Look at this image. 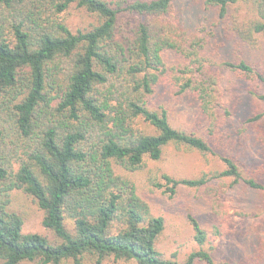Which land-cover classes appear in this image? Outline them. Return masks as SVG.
<instances>
[{
    "label": "trees",
    "instance_id": "trees-1",
    "mask_svg": "<svg viewBox=\"0 0 264 264\" xmlns=\"http://www.w3.org/2000/svg\"><path fill=\"white\" fill-rule=\"evenodd\" d=\"M178 2L214 11L222 29L212 36L236 47L235 59L219 66L264 84V71L247 55L262 50L264 0H0V264H174L158 247L165 220L153 215L131 176L170 147L224 164L195 178L163 173L164 185L151 179L170 197L217 179L264 191V156L243 165L171 122L169 92L197 103L210 135L221 107L207 37L160 20ZM73 8L93 21L68 23ZM171 54L179 63L169 65ZM262 118L244 124L264 151ZM19 192L43 212L52 239L25 232L14 206ZM188 218L199 249L186 264H232L215 261L207 231Z\"/></svg>",
    "mask_w": 264,
    "mask_h": 264
},
{
    "label": "rangeland",
    "instance_id": "rangeland-1",
    "mask_svg": "<svg viewBox=\"0 0 264 264\" xmlns=\"http://www.w3.org/2000/svg\"><path fill=\"white\" fill-rule=\"evenodd\" d=\"M65 16L67 22L76 27L84 21H93V17L76 8ZM160 20L164 24L191 30L198 37H207V54L213 60L208 70L216 77L217 96L221 105L218 108L219 126L210 135L206 118L199 111L197 103L190 97L178 98L169 92L164 103L170 109L173 126L196 132L211 144L218 155L232 156L243 165L261 161L264 151L252 136L254 128L244 122L249 117L263 114L257 125L264 129V100L258 97L264 95V84L219 66L226 59H235L236 47L233 42L226 44L223 37L217 36L215 40L212 36L215 31L222 29V26L215 28L213 24L214 11L206 10L200 3L178 2L171 14ZM261 49L248 52L247 55L250 61L260 65L259 68L264 71V38L261 39ZM179 61L177 56H169L170 66ZM225 109H228L229 115ZM223 169L224 164L219 156L179 152L170 147L163 160L148 162L142 171L131 174L138 186L139 195L149 203L153 215L165 220V232L158 247L174 264H186L189 256L199 249L194 240L189 215L195 217L207 231L209 238L206 248H213L212 255L216 262L264 263V191L244 186L232 187L230 179H217L211 181L208 187L181 188L175 196L170 197L165 193V188H155L151 182V179L159 178L157 182L164 185L160 178L163 173L180 179L221 172ZM14 206L25 217V232L40 233L52 239L51 233L42 225L43 212L32 198L19 192ZM20 264L35 263L24 261ZM64 264L72 262L66 261ZM84 264L93 262L85 259ZM103 264L137 263L110 259ZM194 264L205 263L197 261Z\"/></svg>",
    "mask_w": 264,
    "mask_h": 264
}]
</instances>
